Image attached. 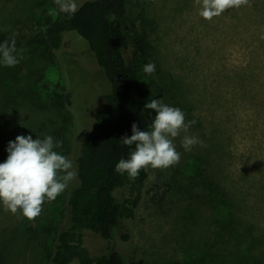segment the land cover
Here are the masks:
<instances>
[{"label": "rangeland", "instance_id": "374dc122", "mask_svg": "<svg viewBox=\"0 0 264 264\" xmlns=\"http://www.w3.org/2000/svg\"><path fill=\"white\" fill-rule=\"evenodd\" d=\"M87 1L94 0H77L79 8ZM251 1L209 21L199 15L196 0H127L124 26L129 59L139 71L138 96L144 105L158 99L181 109L186 124L196 121L174 140L178 164L148 168L146 194L129 225L132 240L115 241L134 264H264V3ZM50 9H56L54 0H0V31L16 34V48L23 50L26 67L18 87H34L45 74L51 90L72 93L73 116L84 125L105 102L111 83L77 33H67L52 54L30 47L44 39L56 17ZM142 34L153 45L147 55L140 49L144 37H137ZM149 63L155 65L151 75L144 72ZM14 90L0 87V163L10 141L18 135L40 138V127L56 117L22 104ZM149 112L152 124L156 113ZM184 135L203 143L186 151ZM72 137L63 132L62 147L54 150L77 172ZM199 174L218 183L226 200H213ZM78 185L77 177L54 201H45L34 220L0 203V264H48L58 233L69 225V193ZM231 217L236 223L230 226ZM86 245L100 255L109 243L87 231Z\"/></svg>", "mask_w": 264, "mask_h": 264}, {"label": "trees", "instance_id": "16d2710c", "mask_svg": "<svg viewBox=\"0 0 264 264\" xmlns=\"http://www.w3.org/2000/svg\"><path fill=\"white\" fill-rule=\"evenodd\" d=\"M257 4L251 1V6L258 7ZM56 10L58 14L48 22L44 39L30 47L42 46L52 54L63 47L67 33H77L88 43L112 90L103 105L92 113L89 124L81 125L72 113V93L60 88L51 90L44 82L45 74L37 76L34 87L27 83L20 89L17 83L23 78L26 67L24 56L13 67L4 66L0 59V87L17 89L15 95L22 104L56 116L40 127L39 131H44L40 139L51 135L55 142L61 141L63 132L73 135L71 157L77 168L79 185L69 193L70 222L58 233L55 251L48 264H134L127 253L117 248L115 241L120 239L128 244L132 240L129 225L137 219L150 174L148 168L142 169L133 180L127 173H117L115 166L121 158H129L131 151L122 144L121 138L133 134L134 123L142 131L149 130L151 115L137 94L139 71L129 59V33L124 26L128 3L127 0L87 1L71 18L59 13L57 6ZM147 24L150 32L155 30L152 20H147ZM129 30L135 32L133 27ZM144 34L137 37L141 40L144 37L140 49L147 55L153 45ZM11 38L9 33L0 31V44L5 40L10 42ZM48 128L52 130L45 131ZM199 177L203 181L207 178L204 174ZM205 184L212 191L213 200H226L225 190L218 183L205 180ZM234 222L231 217L230 226ZM87 231L109 243L102 254L93 255L88 249Z\"/></svg>", "mask_w": 264, "mask_h": 264}, {"label": "clouds", "instance_id": "9594fccd", "mask_svg": "<svg viewBox=\"0 0 264 264\" xmlns=\"http://www.w3.org/2000/svg\"><path fill=\"white\" fill-rule=\"evenodd\" d=\"M54 4L59 13L69 18L79 10L77 0H54ZM196 4L201 5L199 15L211 21L230 8L249 5V0H196ZM49 14L58 13L56 9H50ZM15 35L10 42L5 40L0 44V59L6 67L17 65L23 58V50L18 52L16 48ZM144 72L153 74L155 65H145ZM145 109L156 113L149 130L142 131L137 124L132 125L133 134L120 140L131 149L129 158H121L115 166L117 173H127L133 180L142 169H164L178 164L181 156L174 140L196 123L193 120L186 124L181 109L158 99L146 103ZM181 143L186 151H190L203 142L184 135ZM59 147H62V141L54 142L51 135L43 139L18 135L15 141L9 142L7 159L0 163V203L6 211L12 214L20 211L27 219L34 220L42 213L45 201H54L77 178L72 161L54 150Z\"/></svg>", "mask_w": 264, "mask_h": 264}]
</instances>
